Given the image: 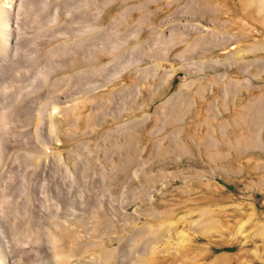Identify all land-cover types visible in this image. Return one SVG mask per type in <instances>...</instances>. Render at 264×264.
<instances>
[{
	"label": "rangeland",
	"instance_id": "1",
	"mask_svg": "<svg viewBox=\"0 0 264 264\" xmlns=\"http://www.w3.org/2000/svg\"><path fill=\"white\" fill-rule=\"evenodd\" d=\"M102 251L264 264V5L0 0V264Z\"/></svg>",
	"mask_w": 264,
	"mask_h": 264
},
{
	"label": "bare ground",
	"instance_id": "2",
	"mask_svg": "<svg viewBox=\"0 0 264 264\" xmlns=\"http://www.w3.org/2000/svg\"><path fill=\"white\" fill-rule=\"evenodd\" d=\"M253 1V3H259L260 5H264V0H252ZM245 4H244V2H243V4H241V7L243 8V6H244ZM82 44L84 43V46L85 45H87L86 43H87V41H84V42H81ZM242 54V53H241ZM31 107L30 106H25L24 108H23V110H22V114H23V116H25L27 119L31 116ZM162 222V221H161ZM148 231H153V230H155L156 232H160V233H163L164 231H165V229L164 228H153V227H147L146 228ZM169 230V229H168ZM66 237L68 238V239H70V241H71V239H73V236L72 237H68V235H66ZM155 237V236H154ZM69 241V243L71 244V242ZM56 246V245H55ZM69 246H71V245H69ZM57 249V248H56ZM191 254V253H190ZM190 254H187V255H190ZM60 258H61V260H62V256H59ZM97 257H98V255H97ZM99 257H100V259H101V262H99L98 261V264H113V263H118V264H122V262L120 261L119 262V258L117 257V254H116V251H112V252H110V251H102L100 254H99ZM187 257H189V256H187ZM152 258H154L153 256H151V257H148V258H146V257H144V256H138V263L139 264H154V263H156L155 261H157L155 258L154 259H152ZM59 259V258H58ZM222 259H224V257L222 258ZM222 259H217V261H219V262H221L222 261ZM230 259H232L231 257L229 258V260ZM60 260V259H59ZM98 260H99V258H98ZM185 260V259H184ZM183 260V261H184ZM161 261V260H160ZM182 261V260H181ZM182 261V262H183ZM66 262V261H65ZM157 262H159V259H158V261Z\"/></svg>",
	"mask_w": 264,
	"mask_h": 264
}]
</instances>
